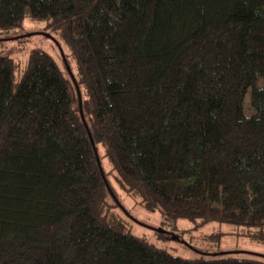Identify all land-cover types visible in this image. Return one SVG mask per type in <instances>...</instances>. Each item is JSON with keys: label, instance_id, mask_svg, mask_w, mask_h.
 Wrapping results in <instances>:
<instances>
[{"label": "trees", "instance_id": "16d2710c", "mask_svg": "<svg viewBox=\"0 0 264 264\" xmlns=\"http://www.w3.org/2000/svg\"><path fill=\"white\" fill-rule=\"evenodd\" d=\"M28 24L62 67L0 55V264H264L174 256L120 201L264 246V0H0V42Z\"/></svg>", "mask_w": 264, "mask_h": 264}, {"label": "rangeland", "instance_id": "374dc122", "mask_svg": "<svg viewBox=\"0 0 264 264\" xmlns=\"http://www.w3.org/2000/svg\"><path fill=\"white\" fill-rule=\"evenodd\" d=\"M25 31V32H24ZM24 34L31 37L22 39L20 35L13 40L0 42V55L15 60L28 58L32 50H42L50 55L62 67V57L53 36L44 30L43 25H26ZM245 108V115L251 114ZM118 197L121 196L117 193ZM120 199L128 213L129 231L132 235L146 239L159 249L167 250L174 256L194 260L203 255L238 254L240 257L264 260V246L252 242L246 230H240L227 225L212 223L196 228L189 220H179L175 228L161 225L159 214L149 213L138 207L132 200L124 197ZM223 234V236H216Z\"/></svg>", "mask_w": 264, "mask_h": 264}]
</instances>
